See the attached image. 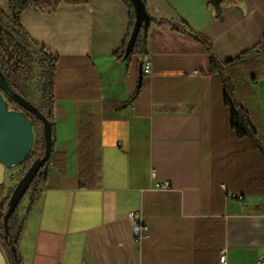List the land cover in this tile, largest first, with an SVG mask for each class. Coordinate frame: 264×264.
Wrapping results in <instances>:
<instances>
[{
  "label": "crops",
  "instance_id": "obj_1",
  "mask_svg": "<svg viewBox=\"0 0 264 264\" xmlns=\"http://www.w3.org/2000/svg\"><path fill=\"white\" fill-rule=\"evenodd\" d=\"M212 1L145 0L164 22L151 24L146 56L128 65L113 57L129 23L120 0L22 14L31 41L57 58L47 181L18 215L22 264H220L223 251L225 264L264 258V51L255 49L264 0H240L219 16ZM170 21L208 40L210 52ZM210 56L221 72H210ZM227 92L254 135L234 134Z\"/></svg>",
  "mask_w": 264,
  "mask_h": 264
},
{
  "label": "trees",
  "instance_id": "obj_2",
  "mask_svg": "<svg viewBox=\"0 0 264 264\" xmlns=\"http://www.w3.org/2000/svg\"><path fill=\"white\" fill-rule=\"evenodd\" d=\"M7 5L8 14L0 9V77L6 89L10 94H6L0 87V93L3 94L10 105L20 111L27 119L30 117L36 118L40 124L46 122L48 124V133L50 137L49 152L46 154L44 151L45 146L41 149L37 145H34L29 155L22 166L19 175L27 173L36 163L38 167L31 176L28 184L24 188L20 198L9 210V203L11 195L19 184H15L10 189V196L8 200L0 202V246L6 257L8 264H22L20 255L18 252V243L23 230L24 220H20L18 217V206L28 195L27 212L30 210L34 201L39 193L45 188L47 181V174L51 161V155L53 151V139H54V114H53V101H54V69L57 58L51 55L44 46L38 45L31 41V38L24 30L21 24L22 14L32 9L40 13H53L60 5H82L87 3V0H5ZM128 11L129 23L128 31L122 46L113 54L115 61L126 62L128 65L130 59L134 56L145 57L147 54V37L148 30L151 24H161L164 21H156L152 19L146 11L145 0H140L145 8V19L140 26L134 41L131 52L128 56H125V49L128 40L135 25V11L132 0H120ZM240 0H213L212 4L216 7L217 15L229 7L238 3ZM7 22L11 31H6L3 27V22ZM168 25L174 32L188 37L197 43L201 44L205 50L209 53L211 50V44L208 40L201 35L193 32L187 24L183 21H170ZM31 48L40 55L41 61L46 69L45 83L41 92L42 110L26 108L24 105L17 101V97L22 98L16 83L19 81H27L33 77V57L31 54ZM256 50L264 51V41L260 43ZM221 65L213 56H210L209 69L211 73L217 71L221 72ZM140 89V85H139ZM230 92V91H229ZM137 92L132 96L126 104L131 103L134 100ZM25 100V99H24ZM26 101V100H25ZM28 103V102H27ZM225 103L231 106V128L237 138L242 139L244 136L254 135V128L247 119L240 120V111L236 110L230 100V94L227 92ZM32 106V105H31ZM34 108V107H33ZM44 143L45 134L43 131ZM238 195V194H235ZM240 196V195H238ZM241 197V196H240ZM24 219V218H23Z\"/></svg>",
  "mask_w": 264,
  "mask_h": 264
},
{
  "label": "water",
  "instance_id": "obj_3",
  "mask_svg": "<svg viewBox=\"0 0 264 264\" xmlns=\"http://www.w3.org/2000/svg\"><path fill=\"white\" fill-rule=\"evenodd\" d=\"M134 11H135V25L128 40L125 56H128L133 47L137 33L140 29L141 24L145 19V8L140 0H132ZM0 87L6 93L10 92L4 86L0 77ZM19 103L24 105L26 108H34L27 103L24 99L16 98ZM43 131L45 134V151L46 154L49 152L50 137L48 133V124L43 123ZM32 143V132L30 121L21 113L9 111L3 99L0 96V183L3 181L5 167H10L20 163H24L31 150ZM38 167L36 163L26 174L25 178L18 185L15 190L13 197L10 200L9 210H11L18 199L20 198L24 188L28 184L31 176ZM0 264H8L6 257L0 246Z\"/></svg>",
  "mask_w": 264,
  "mask_h": 264
},
{
  "label": "rangeland",
  "instance_id": "obj_4",
  "mask_svg": "<svg viewBox=\"0 0 264 264\" xmlns=\"http://www.w3.org/2000/svg\"><path fill=\"white\" fill-rule=\"evenodd\" d=\"M0 9L8 14L5 0H0ZM3 27L6 31H11L9 24L5 21L3 22ZM31 54L33 57V77L27 81H19L16 83V85L22 98H24L26 102L32 105L34 109L41 111L42 110L41 92L43 85L45 83L44 77H45L46 69L41 61L40 55L34 48H31ZM0 96L3 99L6 108L9 111L21 113L20 111H16V109L10 105L8 99L3 94L0 93ZM28 120L31 123V132H32L31 148L34 145H37L42 149L45 146L42 125L34 117H30ZM23 165L24 163H20L10 167H5L3 181L0 183L1 184L0 202L3 200L5 201L8 200L10 196L11 187H13L15 184H20L22 180L25 178L27 173H23L22 175H19ZM15 190L11 195V198L13 197ZM27 205H28V195L24 197V199L18 206V215L23 212L25 206Z\"/></svg>",
  "mask_w": 264,
  "mask_h": 264
},
{
  "label": "built area",
  "instance_id": "obj_5",
  "mask_svg": "<svg viewBox=\"0 0 264 264\" xmlns=\"http://www.w3.org/2000/svg\"><path fill=\"white\" fill-rule=\"evenodd\" d=\"M143 73L146 74V75H150L151 74V70H150V63L149 62H145L143 64ZM156 187H159V188H167L168 187V183H157L155 185ZM229 197L231 199H236V200H241L242 198L238 195H235V194H230ZM133 218L136 217V215H133L132 216ZM225 254H224V251L223 253L219 256V263L220 264H225ZM255 264H264V258H261V259H258Z\"/></svg>",
  "mask_w": 264,
  "mask_h": 264
},
{
  "label": "bare ground",
  "instance_id": "obj_6",
  "mask_svg": "<svg viewBox=\"0 0 264 264\" xmlns=\"http://www.w3.org/2000/svg\"><path fill=\"white\" fill-rule=\"evenodd\" d=\"M0 189H1V184H0Z\"/></svg>",
  "mask_w": 264,
  "mask_h": 264
}]
</instances>
